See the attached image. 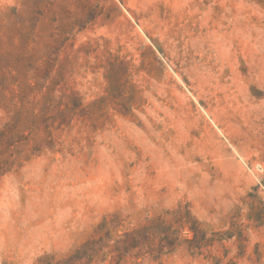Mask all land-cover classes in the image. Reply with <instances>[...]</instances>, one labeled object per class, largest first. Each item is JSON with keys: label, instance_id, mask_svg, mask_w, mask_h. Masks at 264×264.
Segmentation results:
<instances>
[{"label": "rangeland", "instance_id": "obj_1", "mask_svg": "<svg viewBox=\"0 0 264 264\" xmlns=\"http://www.w3.org/2000/svg\"><path fill=\"white\" fill-rule=\"evenodd\" d=\"M0 264H264V0H0Z\"/></svg>", "mask_w": 264, "mask_h": 264}]
</instances>
